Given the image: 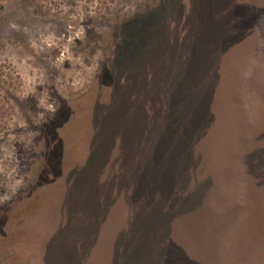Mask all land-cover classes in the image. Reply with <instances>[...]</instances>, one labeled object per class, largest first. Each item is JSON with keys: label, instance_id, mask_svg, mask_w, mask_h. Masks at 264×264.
<instances>
[{"label": "rangeland", "instance_id": "rangeland-1", "mask_svg": "<svg viewBox=\"0 0 264 264\" xmlns=\"http://www.w3.org/2000/svg\"><path fill=\"white\" fill-rule=\"evenodd\" d=\"M118 2L0 0V193L14 170L30 178L0 209V264H126L166 236L169 207L174 254L149 243V259L264 264V0H120L135 4L125 15ZM20 65L43 81L24 98ZM43 92L60 103L45 123ZM168 97L186 126L149 169ZM14 108L27 124L9 142Z\"/></svg>", "mask_w": 264, "mask_h": 264}, {"label": "trees", "instance_id": "trees-1", "mask_svg": "<svg viewBox=\"0 0 264 264\" xmlns=\"http://www.w3.org/2000/svg\"><path fill=\"white\" fill-rule=\"evenodd\" d=\"M184 57V56H183ZM182 83H178V84H175L174 86V89L175 91H177L179 89V87L181 86ZM138 85H141V84H138ZM173 97H168V99L164 100L162 104H158V107H160V113L158 117H156V119H159V125L156 126V132H158V135L154 138L155 140L153 141V145L151 146V148L149 149V152H148V155L146 156L148 158L147 160V163H145V167H148L149 169H152L155 167H157V165H155V161L158 160L160 158L159 154L161 152V149L159 148V146L162 144V142H174L176 141L177 138H174L172 137V134L174 131H180L184 128V126H186V124L184 123V119H183V116H184V113L182 111V109L180 108H176V105H172V102H173ZM0 109H4L5 106L4 104H1V101H0ZM3 118H4V115H0V129L2 130L3 129ZM178 122V124L180 125V128L177 129V130H172L170 129L169 127L171 126V124H173L174 122ZM154 130V128H153ZM162 141V142H161ZM180 146V143H178L177 145H175V149H173V154H178V156L180 155V152H185V147H183L182 149L179 147ZM107 149V148H106ZM180 151V152H179ZM73 154H76L77 155V159L78 157L80 156L79 155V151L75 150L74 152H72ZM82 153V151H81ZM169 154H171V151L168 152ZM84 154V153H83ZM100 154H104V153H100ZM75 155V156H76ZM82 155V154H81ZM68 154H65V156L63 157V159H68ZM74 157V155H73ZM81 157V156H80ZM182 157L180 156V159ZM73 161H76L75 157L72 159L71 161V164H73L74 162ZM70 164V163H69ZM66 167H68V165H66ZM151 167V168H150ZM146 171V170H145ZM65 179V178H64ZM62 181L58 184H55L54 186H52V193H50L51 195H54L57 193V189L59 186H61L63 184V179H61ZM150 184V181L148 182ZM63 187H64V184H63ZM158 196V194H156ZM158 198V197H157ZM44 202L45 204L48 203V200L49 198H44ZM184 200V199H182ZM159 201H160V205H163V206H166V204L168 205V203H166L163 199V196H160L159 197ZM147 203V202H146ZM179 203H181V201H179ZM32 202H30L29 205H27L26 207L24 208H31V205ZM153 204V205H152ZM149 205L150 207H153L155 204L154 202L152 201V197L149 198ZM147 206V205H146ZM147 208H149L147 206ZM170 208V207H169ZM169 208H166V209H169ZM166 209L164 208H158V211H163L164 213H166L167 215H165L163 212L162 214L167 218V227L165 228L166 230L164 229H160L159 230V235H163L166 233V236H161L159 237L160 239L158 240H151L152 242H148L150 241V237H148L146 240H143L142 242L146 241V243H138L137 246H139L138 248H136V252L133 251L132 253H130L128 255V257L125 258V261H126V264H141L144 263L145 264H162L161 263V259L157 256L152 254V256H150V259L147 255H145V249L148 247L149 243H152V245H154L155 247L157 248H160V250H163L166 252V256H167V253L169 254V259L170 257L174 254V252L172 251L173 247H174V244H172V225H171V221L172 219L175 217V215H173L174 217L171 216V213L174 212H168ZM157 211V210H156ZM171 211V210H169ZM154 207L153 209L151 210V214L149 216V222L146 221V223L144 222V224H142V227L144 228L143 231L148 233V235L150 236V232H152L151 230H155L158 229V224H157V221H154L155 220V217H154ZM169 213V214H168ZM175 213V212H174ZM168 216H171L172 218L168 219ZM157 224V225H156ZM164 230V231H162ZM174 243V242H173ZM165 256V257H166ZM167 258V257H166ZM163 260V258H162Z\"/></svg>", "mask_w": 264, "mask_h": 264}, {"label": "clouds", "instance_id": "clouds-1", "mask_svg": "<svg viewBox=\"0 0 264 264\" xmlns=\"http://www.w3.org/2000/svg\"><path fill=\"white\" fill-rule=\"evenodd\" d=\"M116 5H119L120 7H122L124 9V11L121 13V15L130 14V11L131 12L135 11V4H132V3L123 4L119 0V2ZM5 7L10 12L13 10V8L15 6L14 5H12V6L6 5ZM9 26L16 27V24L14 22H10ZM102 58L103 57H97V63L93 66L94 71L99 70V68H100L99 61ZM19 69H23V70L20 71ZM19 69H18V71H19L20 79L24 80L25 78H27V79H30L31 81H33V88H29L28 90L23 91V92H18V93H16L17 96H19L20 98H24L29 93L35 94V86L37 84L43 83V81L40 78H38V73L32 72V75H29L28 70L24 69L23 65H20ZM77 85L82 86L81 82H79V81L77 82ZM35 98H36L35 110L41 114L38 117L40 122L45 123V122H50V121L55 120L56 114L59 111V107H60L59 98L57 96H52L50 94V92H43L40 96L35 95ZM30 115L31 114H29V116ZM26 124H27V121H22L20 119V117L18 115V109L14 108L12 110V113L10 114L8 120L5 122L6 130H8L12 133V135L6 137V140L9 142H11L14 139H20L21 140V137L20 136L17 137V135L12 131V129L15 127H24ZM36 134L37 133L34 131L32 133L33 137ZM24 142H25L26 146L29 145L26 140H24ZM29 182H30L29 177H27L25 174L21 173L18 169L14 170L9 183L5 186V190L2 193H0V209L3 208V205L6 202L12 201V198L9 195V190H11V192L13 194H15L19 187H21V186L27 187Z\"/></svg>", "mask_w": 264, "mask_h": 264}]
</instances>
